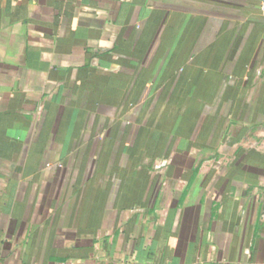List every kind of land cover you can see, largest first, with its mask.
<instances>
[{
  "label": "crops",
  "instance_id": "obj_1",
  "mask_svg": "<svg viewBox=\"0 0 264 264\" xmlns=\"http://www.w3.org/2000/svg\"><path fill=\"white\" fill-rule=\"evenodd\" d=\"M261 0H0V264H264Z\"/></svg>",
  "mask_w": 264,
  "mask_h": 264
},
{
  "label": "built area",
  "instance_id": "obj_2",
  "mask_svg": "<svg viewBox=\"0 0 264 264\" xmlns=\"http://www.w3.org/2000/svg\"><path fill=\"white\" fill-rule=\"evenodd\" d=\"M261 12L264 14V0H261V5H260ZM264 145V143H263Z\"/></svg>",
  "mask_w": 264,
  "mask_h": 264
}]
</instances>
